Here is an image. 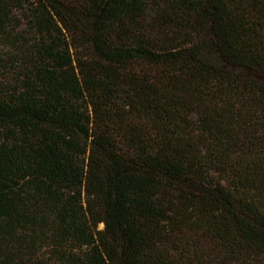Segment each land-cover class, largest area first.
I'll return each instance as SVG.
<instances>
[{
	"label": "trees",
	"instance_id": "trees-1",
	"mask_svg": "<svg viewBox=\"0 0 264 264\" xmlns=\"http://www.w3.org/2000/svg\"><path fill=\"white\" fill-rule=\"evenodd\" d=\"M9 37L0 264H264V0H0Z\"/></svg>",
	"mask_w": 264,
	"mask_h": 264
},
{
	"label": "rangeland",
	"instance_id": "rangeland-1",
	"mask_svg": "<svg viewBox=\"0 0 264 264\" xmlns=\"http://www.w3.org/2000/svg\"><path fill=\"white\" fill-rule=\"evenodd\" d=\"M22 16L23 15L21 11L17 10L14 12L15 19L13 20V24L10 27V33L14 35V37L29 32L28 28L25 26V21L23 20ZM16 41H14L10 37L0 38V78L1 79L4 77H8V75H6L7 68H5V66H7L9 63L14 61L11 60L12 56L17 55L14 54L18 50V46H19V44ZM10 54L13 55L10 57ZM204 54L206 55L207 58H210L212 60L215 58L213 54H209V53H204ZM100 228H102V225L100 226Z\"/></svg>",
	"mask_w": 264,
	"mask_h": 264
}]
</instances>
